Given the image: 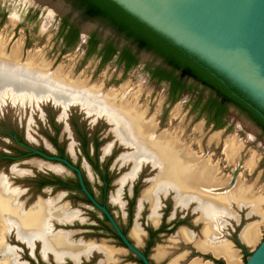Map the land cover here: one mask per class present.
<instances>
[{
  "label": "rangeland",
  "instance_id": "374dc122",
  "mask_svg": "<svg viewBox=\"0 0 264 264\" xmlns=\"http://www.w3.org/2000/svg\"><path fill=\"white\" fill-rule=\"evenodd\" d=\"M64 19H67L69 24L75 25L80 31V41L74 47L66 51H64L66 49L65 43L60 37V26ZM92 34H96L103 41L110 40L116 43L120 48L128 46L124 39L118 37L101 22L83 18L82 14L75 10L71 3L66 0H0V39H2L0 42H3V47L0 52V70L7 74L5 71L8 64L7 62L10 61L11 52L15 44L19 43L21 44V54L15 65L23 68L26 72L33 71V66H31L30 61H28L29 58L38 60V58L42 57L50 64V71L54 72L56 69L60 68L62 71H65V74L71 73L73 79L87 80L90 86L102 85L105 91L111 88H118L123 84L132 85L131 88L134 89V91L140 92L138 99L140 104L147 105L152 111L157 113L158 128L161 121V130H176L180 133L181 140L191 145L192 149L197 154L203 155L206 159L211 158L212 162L218 166L219 176L228 182L226 183L227 185L231 181L234 172L238 170L237 175H239V184L243 185L257 198L258 204L255 208H252L246 202H243L242 205H238L236 201H232L230 208L226 210V212L220 213L227 214L228 216L220 215L218 217L219 237L226 242H230L232 246L234 245V249L240 250L238 253L241 257V264H243L245 258L249 257L251 252L264 237V168L261 167L264 157V137L259 134L255 127H253L243 115L233 109L229 110L228 127L226 129L216 131L212 129V126H206L205 118L203 116L199 117L197 111L192 110V102L197 99L198 94L202 91L190 81L187 82V86L191 89L190 94L182 96L175 104L167 103L165 86L155 87V85L149 81L145 73L148 66L154 67L160 63V61L151 54L146 52L137 53V51L132 48L133 52L138 57V66L128 71L126 75H123L122 69L118 68L114 61L100 67L99 60L95 56L89 58L85 57V41ZM36 51L39 52L35 54ZM9 79V77L6 78L0 74V84L7 82ZM12 93H22V91L17 92L13 89ZM33 93L34 92L28 94L32 95ZM208 96V92L203 93L204 98ZM12 102L7 100L4 105L2 104L4 107L0 109V155L9 156L16 153L14 150L18 151V147L14 145L10 139L1 134V130H13V132L18 133V135L32 146H48L49 143L46 139L48 136H52L56 129L59 132L58 138L65 145L69 156L74 162H78L85 168L89 178H95L94 174L90 173L89 168H86L87 164L85 160L79 156V153L77 154L75 151H71V149L76 150L77 147L74 142L76 136L73 129L74 127H78L90 136L96 137L98 140L97 148L101 166H106L111 181H113L108 193L110 206L118 219L124 223L130 213V224L128 225V233H130V236L136 227L138 229L141 228V225L147 221V218L152 222L151 204L143 197V194L145 191H150L158 174V170L156 169V173L154 170L155 167L153 166V168L149 162L140 165L136 164L130 157L131 150L128 149V147L122 149L117 142L119 139L115 134L112 124L107 121L112 126L111 127L104 121L106 119L89 114L86 115L84 111L77 108H71L69 111L64 110L65 112L68 111L65 115L62 110L54 108L50 104L41 105L39 109L34 105H38L40 102H34L31 105L25 104V106H22L21 103L14 100H12ZM41 103H43V101H41ZM229 137H234L241 145L240 152L231 160L224 153V144ZM252 158L255 159L256 165L252 170H249L246 167V162ZM52 165L53 164L38 160L35 157L15 161L10 164L0 162V181L3 182L5 186L7 185L5 187V193L14 196L15 202H17L15 204L20 205L24 212L30 211L39 204H43L48 207L50 212L59 213L63 219L62 221L51 219V230L54 234L60 232L66 233L63 235L68 239V230L59 229L54 231L53 229V224H55V222H70L75 217L74 213H69L67 211V205L64 204L66 200L57 206V203L61 199V195H63L62 193H56L50 200H34V202L29 204V206H31L30 208L24 209L23 203L29 197V192L26 190V188L29 187L27 179L36 176L38 169L46 170L47 168L53 167V170L56 169L57 172L68 175L60 166ZM147 166L151 167V171H149V167ZM134 187L137 192L133 200V206H130L128 202L132 197ZM163 190L164 191L159 193L157 215L161 209L162 212H167L168 220L174 218L175 215L178 216V219H180V217H185V219H183L185 220L184 225H180L176 230L173 229L170 231L169 234L157 244L159 245L158 247H162L166 253L163 259L165 260L170 254L171 247L176 246L177 235L178 238L184 242L181 236L182 233L180 232L181 229L200 236V232L203 227L205 229L208 222L204 219L205 214L203 211L206 209L204 206L202 207L199 202L195 201V198L191 197L187 203L177 204V189L171 185ZM169 191L175 193V195L172 193L174 203L171 201L172 198H168ZM6 194L3 195L7 196ZM20 196L22 197L20 198ZM37 197L42 196L38 195ZM192 203H194V206L191 208V212H193L191 214L189 210L187 211V208ZM172 206L181 208V213L176 211V208ZM80 210L88 211L85 206L80 208ZM185 213H190V215L187 216ZM87 218L88 214L86 213L80 216V220L84 222H86ZM199 222L202 223L199 224ZM248 225H255L258 227L260 238L258 244L255 246L246 245L241 239V234ZM13 234L15 238L20 241L17 237L16 229L12 228L4 235V243L14 253L16 264H20L18 257L22 255L20 252L22 247L16 243ZM140 238L139 235L137 238L138 243L133 238L132 239L139 245L141 241ZM201 239H203L202 234ZM169 241H171L170 244L168 243ZM33 242H35V240ZM36 242L41 245V253L43 257H46L49 253H44L42 242L38 240ZM70 243L73 242L70 241ZM111 244H114V242ZM73 245L80 244L73 243ZM239 245L245 247L244 252L239 248ZM28 246L33 248V243ZM98 246L110 247L105 243H100ZM176 247V253L179 255L172 258L167 264H170L173 259L183 261L186 255L180 253L183 251H190L188 248L184 247V245L182 247L177 245ZM95 250L98 251L97 249H93L92 252ZM114 250H119L118 254L115 253L113 255L114 262H109L106 255L103 253L106 264H117L115 256H123L126 254L125 251L121 249L114 248ZM29 252L30 251L25 250L26 254ZM100 253H102V251ZM84 257L87 258L86 256ZM192 257L204 258V256L200 254H194ZM3 258L4 256L0 251V262ZM208 260H212V258ZM56 261L59 262L58 260ZM23 262H25V260Z\"/></svg>",
  "mask_w": 264,
  "mask_h": 264
},
{
  "label": "bare ground",
  "instance_id": "6f19581e",
  "mask_svg": "<svg viewBox=\"0 0 264 264\" xmlns=\"http://www.w3.org/2000/svg\"><path fill=\"white\" fill-rule=\"evenodd\" d=\"M2 45L3 42H0V52ZM37 52L39 51L35 54ZM20 54L21 44L16 43L5 68L7 74L0 70V74L10 78L7 82L0 84V109L4 107L7 100L11 102L14 100L25 106V104L31 105L34 102L41 103L46 99H52L64 110L77 108L84 111L86 115L106 119L113 125L119 141L131 150L130 157L136 164L149 162L155 170H158L150 191H145L143 194L146 200L152 201V218L155 224L158 222L155 205L157 197L159 198V193L164 191V188L171 185L177 189L179 204L187 203L189 198L193 197L206 210L210 209L218 215L226 212L232 201H236L238 205L246 202L252 208L258 204L253 193L239 184V175L235 177V180L232 177L227 185L228 182L219 176L218 166L212 162L211 158L206 159L203 155L197 154L191 145L181 140L180 133L176 130L159 129L157 113L147 105L140 104L138 101L140 92L134 91L131 88L132 85L123 84L118 88L105 91L102 85L90 86L87 80L73 79L71 73L65 74V71L60 68L54 72L50 71V64L42 57L38 60L29 58L33 71L26 72L15 65ZM13 89L22 93H12ZM31 92L34 93L28 94ZM240 150L241 145L234 137L227 138L224 153L230 160ZM255 164V159L252 158L246 162V167L252 170ZM6 186L0 181V251L4 256L0 264H16L14 253L4 243V235L12 228L16 229L18 239L27 245H32L34 240L42 242L44 253L52 254L59 262H63L65 258L79 262L80 257H88L93 249L102 251L109 262H114L113 255L118 254L119 250L92 245V242L87 243L91 245L82 243L73 245L63 235L66 233L54 234L51 230V219L59 221L63 219L59 213L50 212L43 204L24 212L20 205L15 204L17 203L15 197L5 193ZM218 226V223H212L208 231H205L206 242L216 241L217 243L214 246L207 245L206 242L197 243L196 248L202 251L208 248L207 250L212 251L215 257L223 259L226 264H241L239 250L234 249L230 242L219 237ZM133 234L138 236V232ZM182 238L190 240L185 233ZM241 238L249 244L257 242L260 238L258 227L248 225L243 230ZM198 240L193 237V241ZM157 252V258L166 255L162 247H159ZM190 264L203 263L199 259H194Z\"/></svg>",
  "mask_w": 264,
  "mask_h": 264
},
{
  "label": "flooded vegetation",
  "instance_id": "af4514ba",
  "mask_svg": "<svg viewBox=\"0 0 264 264\" xmlns=\"http://www.w3.org/2000/svg\"><path fill=\"white\" fill-rule=\"evenodd\" d=\"M64 20H66V22H67V26L64 29L65 34L69 33L70 27L77 28L75 25L69 24L67 19H64ZM64 20H62V22H61L60 31L62 29ZM93 35H95L96 39L99 41V45L97 47V52L95 53V55H93L99 60V66H100V64L103 60V57H104L103 52H101V51L103 50L104 46H106L109 43H111L112 46L117 49V53L112 56L109 63L114 61L116 66H118V68L122 69L123 75H126L128 71H130V70H132L138 66V57L133 52V49H132V48L135 49V47H133L128 41H125L128 44V46H124V47L120 48L116 43H114L110 40L103 41L96 34L90 35L87 38V40L85 41V57H86L87 51L89 49V41L91 40V37ZM79 41H80V31H79L78 42ZM124 48H128L132 52V54L135 56V58L137 59V65L132 67L131 69H129L127 71L125 69L126 62H122V64H121L118 61L120 58V52ZM137 53H138V51H137ZM158 60L160 61V63L154 67L148 66L145 70V73H146L149 81L152 82L155 85V87L165 86L166 92H167V101L166 102L171 103V101H170V96H171V90H170L171 85H170V83L165 82V81H157L156 79L153 80L151 78V74L149 72V70H153L157 67H160L162 69L166 68L165 65L163 64V62L160 59H158ZM176 75H177V73H176ZM189 81L194 86L199 87L201 89V91L203 90L202 86L197 85L192 80H187V81H182V82L185 83L186 87H188L187 82H189ZM204 92H208L209 96L207 98L203 99L202 106L200 105L199 108L197 109L198 116H199V112L202 111V109L204 108V105L206 104L205 102L211 96L209 91H204ZM179 93H180L179 91H175L173 93V97H177L179 95ZM181 93H182V91H181ZM186 95H188V94H186ZM200 95H201V93L198 94V96H200ZM182 96H184V95H182ZM198 96H197V98H198ZM230 109H233L234 111L243 115L246 118V120H248L250 122V124H252L253 127H255V129L259 132V134L264 137V131L262 130V128L259 127L255 121L250 119L249 116H247L245 113H242L239 109H237L233 106H226V108L224 109L222 117L218 118V119L216 118V110L215 109L210 111V114H209L210 116L208 114H204L203 117L205 118V122H206L205 125L206 126H212V129H214L216 131L226 129L228 127L229 110ZM209 118L214 119V120L216 119L219 124H223V127L221 129H215V125H217L218 123L217 124H215V123L208 124L207 121ZM101 120H104V119H101ZM104 121L108 125H110L106 120H104ZM161 125H162V123L160 121L159 129H160ZM73 130H74L75 136H76V138L74 139V142L76 143L77 147H76V150L71 149V151L72 152L75 151V153H77V154L79 153V156L82 157L85 160V163L87 164L86 168H89L90 173L94 174L95 178L94 177L89 178L85 168H83L78 162H74V160L69 156L67 149L65 148V145L58 138L59 132L56 129L54 130L53 135L50 137L48 136L46 139L47 142L49 143L48 146H32V145L28 144V142H26L24 138H22L20 135H18V133L13 132V130H10V129L1 130V134L3 136L7 137L8 139H10L14 143V145H16L18 147V151L14 150L16 153L13 155H9V156L0 155V162L10 164V163H13L15 161H21V160H25V159H28L31 157H35L38 160L47 162L49 164H53L52 166H60L61 169L65 170L68 173V175L59 173V172H57L56 169H55L56 171L53 170L54 169L53 167L47 168L46 170L38 169L36 176H33L32 178L27 179L29 187L26 188V190L29 192V197L23 203L24 209L30 208L31 206H29V204L34 202V200L38 201V199H42V200L46 201V200L52 199L56 193H62L63 195H61V199L57 203V206H58V204H60V203L62 204V202H65V200H66V203H64V204L67 205V211L69 213H74L75 217H74V219H72L68 223V226H65V227H61V226H58L56 224H53L54 225L53 226L54 231L59 230V229L68 230L69 231L68 240L73 242V243L81 242L82 244H86L88 242H92L93 245H99L100 243L101 244L105 243L107 246L113 247L115 249H120L121 247H123L122 242L116 236V234L114 233L111 225L106 220V218L88 201L87 197L81 192L79 181H78L76 173L69 170L67 167H65L61 163H58L55 161H48V160H46L40 156H37V155H32V156L27 157L26 155L28 153H30V150L21 146L20 143H23L24 145L29 146V147L37 150V151H40V152H42L48 156L65 159L69 163H71L73 166L78 168L81 172V175L83 178V183H84L86 189L88 190V192L93 196V198L100 205H104L107 208V210L111 213V215L114 217L115 221L119 225L123 234L125 236H127V238L129 239L131 244L136 246L141 251V253L147 257L150 264H158V263H155L154 260L152 259L153 252L156 250V245L158 244L159 241H162L163 238L166 237L170 231H172L173 229L176 230L180 225H184L185 220H183V219H185V217H180V219H178L177 218L178 216L175 215L174 218H172L171 220H168L167 219V216H168L167 212L166 211L162 212L160 209L159 214H158L159 215L158 222H157L156 226H154L152 224L151 220L149 218H147V221L141 225V228L138 229L136 227L141 233V234H139L141 237L140 238L141 239V246L140 245L137 246V244L134 242L132 237H130V233H128V225L130 224V213L128 214L126 221L124 223L118 219V217L116 216V214L112 210V207L110 206L111 204H110V201L108 199V193H109V188L111 187L113 181H111V178L107 172L108 169H106V166H104V165L101 166V160H100V157L98 155L99 152H98V148H97V145H98L97 138L94 136L93 137L90 136L89 134L82 131L78 127H74ZM117 142L120 144L122 149H124V147L127 148L126 146L122 145L118 140H117ZM202 148H203V146H202ZM203 151H204V149H203ZM11 158H15V160H12ZM263 160H264V157H263L262 161ZM147 167H149V171H151V167L150 166H147ZM156 173H157V171H156ZM136 192H137V190H135V187H134L133 191H132V197L130 198V200L128 202V204L130 206H133V200L136 196ZM172 193H173V195H175V193L173 191L168 192V195H169L168 198L169 199L172 198L171 201L174 203V197H173ZM38 195H41L42 197H37ZM21 197L22 196H20V198ZM63 205H60V206H63ZM83 206H85V208H87L88 211H81L80 208H83ZM193 206H194V203L190 204L189 207L187 208V211L189 210L191 212V208H193ZM172 207H175V206H172ZM161 208H162V202H161ZM175 208H176V211L181 213V211H180L181 208H177V207H175ZM83 213L88 214V218L86 219V222L80 220V216ZM182 213H184V212H182ZM192 213L193 212H191V214ZM185 215L189 216L190 213H188V214L185 213ZM201 223L202 222H199V224H201ZM190 233H191L190 235L192 237H194L195 240H198V238H199L198 235H195L192 232H190ZM13 236H14V234H13ZM14 238H15V236H14ZM176 238H177V242L175 243L176 246L178 245V246L182 247L184 245V247L188 248L191 251L189 258H191L194 254H197V255L199 254V253L195 252L192 244L184 243L182 240H180L178 238V235L176 236ZM15 240H16V243L22 247V249L20 251L22 255L21 256L18 255L20 257V258L18 257V261L20 264H100V262H101V264H106L105 263V256L103 255V253H99L96 250L91 252L87 258H85L83 256L80 257L79 262H74L71 259L65 258L63 262L59 263L53 258L52 254H50V253L47 254L46 257H43V255L41 253V245L38 242H36V241L33 242V248H30L26 243L18 241L16 238H15ZM112 242H114V244H111ZM168 243L170 244L171 241H169ZM176 246L171 247L170 254L167 256V258L164 261L160 262L159 264H165L170 259L171 256H174L177 254L176 253V251H177ZM25 250L30 251V252L28 254H26ZM125 253L126 254L123 256H115L117 259V264H142V262L138 258H135L132 255V253H130V252H125ZM203 256L205 259L212 258L210 255H203ZM24 260H25V262H23ZM220 263L224 264V262H222V261Z\"/></svg>",
  "mask_w": 264,
  "mask_h": 264
},
{
  "label": "water",
  "instance_id": "95a60500",
  "mask_svg": "<svg viewBox=\"0 0 264 264\" xmlns=\"http://www.w3.org/2000/svg\"><path fill=\"white\" fill-rule=\"evenodd\" d=\"M111 1L153 32L204 64L264 113V0ZM44 104L59 108L65 115L69 111L65 112L63 107L52 99H46L34 106L40 109ZM83 114L85 115L84 112ZM20 145L30 150L27 157L37 155L48 161L61 163L75 172L81 192L106 218L122 242L123 247L120 249L132 253L142 264H150L147 257L123 234L107 208L100 205L88 192L78 168L65 159L48 156L23 143ZM237 174L238 170L233 174L234 180ZM68 223L55 222L61 227L68 226ZM211 257L224 262L213 255ZM243 264H264V237Z\"/></svg>",
  "mask_w": 264,
  "mask_h": 264
},
{
  "label": "trees",
  "instance_id": "16d2710c",
  "mask_svg": "<svg viewBox=\"0 0 264 264\" xmlns=\"http://www.w3.org/2000/svg\"><path fill=\"white\" fill-rule=\"evenodd\" d=\"M71 3L73 8L80 12L86 20L98 21L113 31L118 37L128 41L138 52H146L160 59L165 65V69L157 67L149 70L151 78L157 81L169 82L171 85V104L176 103L182 95L190 94L191 89L186 87L182 81L192 80L197 85L203 87L201 95L196 101H193V111H197L202 106L204 99V91H209L211 96L205 102L204 108L199 112V117L204 114H210V111L216 110V118H221L226 106H233L242 113L249 116L264 131V113L256 108V106L247 100L234 87L230 86L221 77L217 76L212 70L195 58L188 55L183 50L177 48L166 39L162 38L150 28L136 20L134 17L126 13L111 0H66ZM67 26L66 20L63 22L60 37L63 39L66 49L74 47L78 42L79 30L74 27L69 28V33L65 34L64 29ZM99 41L93 35L89 41V49L86 58H89L97 52ZM103 60L100 67L108 64L112 56L117 53V49L111 43L104 46ZM119 63L126 62V71L137 65V59L128 48H124L120 52ZM177 73V75H176ZM179 91L177 97H173V93ZM182 91V93H181ZM259 111V112H258ZM210 116V115H209ZM208 124L215 123L217 120L208 119ZM223 124L215 125V129H221ZM264 167V160L261 164ZM239 248L245 251L243 245ZM247 257L245 258L246 261ZM215 264H221V261L212 259Z\"/></svg>",
  "mask_w": 264,
  "mask_h": 264
},
{
  "label": "crops",
  "instance_id": "0c3cea01",
  "mask_svg": "<svg viewBox=\"0 0 264 264\" xmlns=\"http://www.w3.org/2000/svg\"><path fill=\"white\" fill-rule=\"evenodd\" d=\"M256 165V164H255ZM254 165V166H255ZM193 198V197H192ZM177 199H178V197H177ZM148 201V200H147ZM177 201V200H176ZM195 201H197L196 199H195ZM150 204H152V201H148ZM197 202H199V201H197ZM154 204V203H153ZM177 204H179L178 203V201H177ZM155 205H156V208H157V210H158V205H159V200H158V197H157V200H156V203H155ZM151 210H152V205H151ZM204 212V214H205V216H204V219L208 222V224L206 225V227H205V229H204V227H203V229H202V231L200 232V236H199V238L198 239H201V234H202V236H203V239H201V240H198V241H193V237L190 235V233L188 232V231H186V230H184V229H181L180 230V232L182 233V235H183V233H185L186 235H187V237L190 239V240H184V242L185 243H191L192 244V246H193V248H194V250H195V252L196 253H201V254H207V255H213L214 256V254H213V252L212 251H210V250H207L208 248H204L205 249V251H202V250H199V249H197L196 248V246H195V244H197V243H201V244H203L204 242H206V237H205V231H208V229H209V227H211L212 226V223H218V217L220 216V215H227V214H220V215H218V213H215L214 211H212V210H204L203 211ZM156 215H157V211H156ZM228 216V215H227ZM157 218H158V215H157ZM151 219H152V222H153V218L151 217ZM153 224L154 225H157V223L155 224L154 222H153ZM188 230V229H187ZM134 232H138V236H136V235H134L133 233ZM139 234H140V231L136 228V229H134L133 231H132V233H131V237L138 243V237H139ZM181 235V236H182ZM242 239V238H241ZM140 241V240H139ZM243 241V240H242ZM246 245H250V246H255L256 244H258V241L257 242H254V243H247V242H245V241H243ZM140 244H141V241L139 242ZM207 243V245L209 244V245H215V243H217L216 241L215 242H206ZM139 244V245H140ZM159 245H157L156 246V249H158L159 247H158ZM158 247V248H157ZM110 248H112L113 249V247H110ZM114 250V249H113ZM117 251V250H116ZM170 252H171V250H170ZM169 252V253H170ZM158 252H157V250H155L154 252H153V255H152V259L154 260V262L155 263H160V261H162L163 259H164V257H161V258H157V256H156V254H157ZM190 253H191V251H183L182 253H180V254H185L186 256H185V258H184V260L182 261V260H177V259H173V261H171V263L170 264H190L194 259H199L203 264H205V263H207V262H209V263H211V264H214V263H212L210 260H205L204 258H200V257H197V258H193V257H191V258H189V256H190ZM179 254H176V255H174V256H171L170 257V259L165 263V264H167L172 258H174V257H176V256H178ZM215 257V256H214ZM215 258H217V257H215ZM220 259V258H219ZM223 260V259H222ZM164 261V260H163ZM182 261V262H181ZM180 262V263H179ZM225 262V261H224ZM224 264H226V263H224Z\"/></svg>",
  "mask_w": 264,
  "mask_h": 264
}]
</instances>
